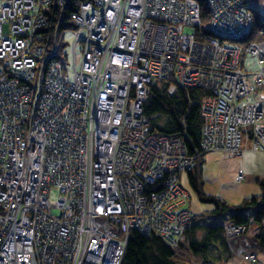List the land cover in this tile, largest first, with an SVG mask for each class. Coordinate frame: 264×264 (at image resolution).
Returning a JSON list of instances; mask_svg holds the SVG:
<instances>
[{
  "label": "built area",
  "instance_id": "2783aa9c",
  "mask_svg": "<svg viewBox=\"0 0 264 264\" xmlns=\"http://www.w3.org/2000/svg\"><path fill=\"white\" fill-rule=\"evenodd\" d=\"M205 2L198 37L196 0H81L70 25L69 0H0V264H120L132 229L178 245L195 158L152 130L155 82L204 91V152L264 151V43L234 42L249 1ZM244 230L225 226L256 263Z\"/></svg>",
  "mask_w": 264,
  "mask_h": 264
},
{
  "label": "trees",
  "instance_id": "16d2710c",
  "mask_svg": "<svg viewBox=\"0 0 264 264\" xmlns=\"http://www.w3.org/2000/svg\"><path fill=\"white\" fill-rule=\"evenodd\" d=\"M80 1L69 0L63 25L71 24L68 16L77 9ZM196 1L200 7L201 24L196 29L199 37L202 33H208L209 14L205 0ZM251 13L249 34L235 39V43H264V21L255 10L251 9ZM203 95L204 91L198 87H178L170 93L169 82H155L150 86L144 112L150 118L154 132L183 140L187 153L195 158L194 167L187 172L190 186L199 200L209 203L211 207L198 213L192 212L190 226L175 246L156 233L145 234L132 229L120 264H214L217 261L225 264L234 255L225 232V226L230 224L244 225L245 233L253 228L256 243L250 247L252 250L246 248V251L257 254L264 252V189L261 194L245 198L238 204H229L219 197L206 195L202 189V171L207 154L201 147L203 121L200 105ZM220 217L229 223L213 222Z\"/></svg>",
  "mask_w": 264,
  "mask_h": 264
},
{
  "label": "crops",
  "instance_id": "0c3cea01",
  "mask_svg": "<svg viewBox=\"0 0 264 264\" xmlns=\"http://www.w3.org/2000/svg\"><path fill=\"white\" fill-rule=\"evenodd\" d=\"M252 10H255L264 21V0H248ZM210 154L209 157L207 155ZM202 171V189L206 195L216 196L229 204H238L243 199L253 195H259L264 189V151L249 150L243 156H230L217 152L207 153ZM243 175L241 180L237 177ZM181 185L188 191V207L192 212H200L210 208L211 205H201L197 194L189 183L188 173H183L180 179ZM193 205V206H192ZM225 222L224 224H228ZM255 230L252 228L240 238L233 240V246L245 245V248L256 243ZM220 264V263H219ZM225 264H264V252L257 254L256 263L245 261L235 254Z\"/></svg>",
  "mask_w": 264,
  "mask_h": 264
},
{
  "label": "rangeland",
  "instance_id": "374dc122",
  "mask_svg": "<svg viewBox=\"0 0 264 264\" xmlns=\"http://www.w3.org/2000/svg\"><path fill=\"white\" fill-rule=\"evenodd\" d=\"M68 50H69V48H67ZM210 156V154H208L207 155V157H209ZM49 197H50V199H51V201H55L56 199H57V197H58V191L57 190H55V189H52L51 190V192H50V195H49ZM201 205H207V203H202ZM193 206V205H192ZM214 223H217V224H223V223H225L226 222V219L225 218H222V217H220V218H217V219H215L214 221H213ZM253 225L254 226H256L255 225V223H253ZM201 234V232H199V235ZM244 234H246L245 233V230L243 231V233L240 235V236H238L239 237V242H240V240H241V236L242 235H244ZM236 239H238V238H236ZM236 239H234V240H236ZM241 242H242V240H241ZM241 245H243V244H241ZM240 245V246H241ZM237 257H239V258H241V259H243V257H241V256H239V255H236ZM243 260H245V259H243ZM245 261H247V260H245ZM249 262V261H248ZM214 264H219V261H217L216 263H214Z\"/></svg>",
  "mask_w": 264,
  "mask_h": 264
}]
</instances>
